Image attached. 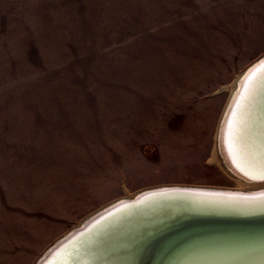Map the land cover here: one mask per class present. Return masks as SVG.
<instances>
[{
    "label": "rangeland",
    "instance_id": "1",
    "mask_svg": "<svg viewBox=\"0 0 264 264\" xmlns=\"http://www.w3.org/2000/svg\"><path fill=\"white\" fill-rule=\"evenodd\" d=\"M263 53L264 0H0V264L143 188L238 187L215 134Z\"/></svg>",
    "mask_w": 264,
    "mask_h": 264
},
{
    "label": "water",
    "instance_id": "2",
    "mask_svg": "<svg viewBox=\"0 0 264 264\" xmlns=\"http://www.w3.org/2000/svg\"><path fill=\"white\" fill-rule=\"evenodd\" d=\"M246 109L249 117L236 120ZM219 121L215 148L235 147V131L249 135L255 169H245L231 154L233 170L227 169L256 187L165 184L137 190L90 213L33 264H264V53L231 84Z\"/></svg>",
    "mask_w": 264,
    "mask_h": 264
},
{
    "label": "bare ground",
    "instance_id": "3",
    "mask_svg": "<svg viewBox=\"0 0 264 264\" xmlns=\"http://www.w3.org/2000/svg\"><path fill=\"white\" fill-rule=\"evenodd\" d=\"M245 112L247 113V116H246V113H244V115H243L241 112H239L237 114V116H236V120L239 119L241 117V115H242L241 118H243V119H246V117L248 118L249 117V110H247ZM238 125L239 124L237 122V124H235L236 130L238 129ZM233 131H234V128H233L232 132ZM230 132H228V134H231ZM233 141H234L235 147H232V143H230L231 144L230 147H229L230 150H228L226 148H221L220 145H219V148L216 147V149L214 151V155H213V160H216L217 162H219L221 167L226 172V174L229 175L230 177H232L233 179H235L238 182L239 186L238 187H232V188L244 189L246 187H256L257 185H246V183L237 180L235 177H233L229 173V170L230 171L233 170L232 166H230L231 164L228 162L230 154H231V156H233L235 158L237 157L236 158L237 162H239L240 165L242 167H244L245 169L254 170L255 169L254 168L255 163H258L256 161L255 157H254V153H253L252 149L250 148V139H249V135L247 133H243V132H240V131H238V133H237L235 131V136L233 138ZM228 144H229V142H228ZM228 167H229V170L227 169ZM214 187H221V186H214Z\"/></svg>",
    "mask_w": 264,
    "mask_h": 264
},
{
    "label": "snow or ice",
    "instance_id": "4",
    "mask_svg": "<svg viewBox=\"0 0 264 264\" xmlns=\"http://www.w3.org/2000/svg\"><path fill=\"white\" fill-rule=\"evenodd\" d=\"M260 199H264V193L260 194Z\"/></svg>",
    "mask_w": 264,
    "mask_h": 264
}]
</instances>
